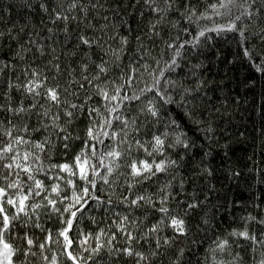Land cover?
I'll list each match as a JSON object with an SVG mask.
<instances>
[{
    "label": "snow or ice",
    "instance_id": "1",
    "mask_svg": "<svg viewBox=\"0 0 264 264\" xmlns=\"http://www.w3.org/2000/svg\"><path fill=\"white\" fill-rule=\"evenodd\" d=\"M25 6L31 9L33 4ZM36 6L50 25L45 35L35 26L26 32V24L15 23L0 31V41L6 38L15 44L10 54L0 56V80L6 74L0 83V264H33L30 257L37 255V248L44 264H119L121 257L134 264H155L167 255L176 235H188L185 217L200 207L195 192L186 197L183 174L170 171L182 166L192 138L175 120L159 130L161 112L178 92L189 117L206 133L213 131L212 122L202 115L205 109L196 102L204 81H196L193 88L168 73L184 57L186 44L198 48L202 38L211 39L206 36L209 28L199 22L212 16L228 17L212 25L216 30L259 37L260 43L245 46L243 54L264 73V0H210L204 8L197 0H142V6H132L133 14L139 7V16L143 18L147 9L150 18L146 33L136 29L139 35L129 34L128 14L120 15L127 7L122 3L36 0ZM173 12L178 20L168 19ZM26 20L31 23L30 17ZM181 21L195 22L196 27H181ZM73 22L77 29L70 31ZM125 24L128 27L121 31ZM169 24L184 33L192 31V39L169 36L161 54L153 58L155 45L150 41ZM250 25L259 26L250 31ZM61 32L65 40L57 45L53 37L59 39ZM72 39L75 44L69 48ZM190 67L195 77L200 65ZM14 90L20 94L18 101ZM78 118H86L82 146L69 156L70 141L77 138L70 126ZM61 146L63 154L57 158ZM181 146L183 152L178 151ZM170 150L177 151L173 155ZM200 171L210 174L212 169L201 161ZM154 182L155 191L143 187ZM177 185L179 191H174ZM173 200L185 205L183 214L170 207ZM121 206L124 211H119ZM100 209L111 220L107 228L115 227L123 236V247H115L116 231L98 225L93 232L82 226L85 214L96 224L93 211ZM53 215L58 227L51 223ZM253 220L264 227V217L246 213L242 228H230L210 241L201 257L204 264H241L242 253L233 252L235 241L230 237L244 241L236 247L249 248L251 264H264V231L250 230ZM201 221L206 227L213 222L207 216ZM169 229L172 236L165 234ZM141 240L147 248L138 246ZM185 253L183 247L175 249L167 264H184Z\"/></svg>",
    "mask_w": 264,
    "mask_h": 264
},
{
    "label": "trees",
    "instance_id": "2",
    "mask_svg": "<svg viewBox=\"0 0 264 264\" xmlns=\"http://www.w3.org/2000/svg\"><path fill=\"white\" fill-rule=\"evenodd\" d=\"M31 2L33 7L28 9L25 5ZM112 4L122 3L127 5L120 12V15L128 14V24L131 28L128 30L131 35L135 32L139 35L140 31L147 32L145 25L148 22L149 12L144 9L143 18L139 16V7L133 14L132 6L141 5L142 0H111ZM210 0H197L201 8L206 7ZM11 9L8 12L4 9ZM211 11V10H209ZM235 12V10H234ZM112 13H109L111 18ZM31 18L28 23L26 18ZM169 20L179 19L175 12L168 17ZM227 16H212L201 18L200 25L208 27L211 39L202 38L198 48L191 45L184 46V57L180 63L168 73L172 79L183 78L186 86L196 87V81L203 80L204 85L198 89L199 95L196 98L197 105L205 109L202 114L204 118L211 121L213 131L205 132L202 126L197 125L189 115L188 110L180 102V93H175L174 100L161 112L159 130H163L164 124L169 120H175L177 124L192 138V145L185 154L182 166L178 169H170L171 172L183 174L186 180L185 194L191 198L195 192V198L200 201V207L192 210L185 217L190 231L187 236L176 235L170 249H166L167 255L158 259L155 264H167L168 257H174L175 249L183 247L186 249L184 264H204L201 259L208 247L209 242L215 240L217 235H223L230 228H242L246 213H251L254 217H264V73L258 71L243 54L245 46L251 47L258 45L260 39L257 36L253 38L249 33L242 38L240 33L230 29L216 30L213 24H222L227 21ZM99 23V21H96ZM15 23L17 26L25 25V31H31L33 26L40 33L45 35L47 27L50 26L46 21L42 11L36 6V0H0V31L4 26ZM264 23V22H262ZM259 25H250L258 27ZM60 28L62 24H56ZM128 25H122L121 31ZM181 27L195 28V22L191 25L187 21H181ZM77 25L75 22L69 25L70 31H75ZM59 39L54 36L57 45L64 42L65 37L61 32ZM179 35L181 39H192L193 33L189 31L184 33L175 24H169L163 27L162 35L153 37L150 41L155 45L152 51V57L155 58L161 54L160 50L164 46V40L169 36ZM23 39H27L24 35ZM51 43V41H49ZM134 45V40H133ZM75 40L72 39L68 44L72 48ZM15 49L14 43H9L7 39L0 41V56L10 54ZM135 58V57H133ZM150 58L149 63L154 64V59ZM47 59V57H45ZM42 63V61H37ZM199 64L200 68L195 69V77L192 76L193 69L190 65ZM62 67L64 65L62 64ZM19 72V69L16 70ZM15 79V73H13ZM6 80V74L0 83ZM141 87L143 84L141 83ZM3 89H0L2 91ZM13 97L18 101L20 94L15 90ZM0 102L3 98L0 97ZM27 102H31L28 100ZM43 103V99L40 101ZM3 113H0L2 116ZM36 123L35 115L31 119V124ZM86 118H78L71 124V130L77 135L76 139L70 141L68 155H73L74 151L82 146L81 139L84 136ZM31 126V125H30ZM150 131V129H149ZM177 150H170L175 155ZM178 151L183 152V146ZM63 154L62 146L57 148L56 157L60 158ZM143 153H141L142 155ZM212 169L211 173L200 171V162ZM122 183V181H121ZM158 184L153 185L145 183L144 188H150L155 191ZM117 192L122 190L117 188ZM174 191H179L178 185L174 186ZM104 195H107L105 192ZM115 200L116 198L113 197ZM178 214H183L185 205L173 200L170 203ZM121 206L119 211H124ZM116 211L113 208V213ZM137 214L143 216V211L137 210ZM96 224H93L85 214L82 226L86 230L95 232L98 225L105 226V231H116L118 239L115 247L124 246V238L119 231L113 227L107 228L111 220L105 217L103 209L94 210ZM207 216L213 222L207 227L202 223L201 217ZM52 225L58 227L59 223L53 215ZM249 229L264 231V227H259L256 222L249 221ZM142 226L141 230H144ZM165 234L172 236V230H167ZM37 237L42 234L37 230ZM75 236V233H73ZM235 241L233 252L242 253L241 264H251L253 259L249 248L236 247V244H243L244 241L236 237H230ZM147 248L145 241H139L138 246ZM55 247V245H53ZM154 247V243H153ZM250 247V245H249ZM37 255L31 256L33 264H44L38 248ZM50 255V253H49ZM20 257H18L19 259ZM224 258H227L225 253ZM259 259V246L256 254ZM119 264H134L128 257H121Z\"/></svg>",
    "mask_w": 264,
    "mask_h": 264
}]
</instances>
